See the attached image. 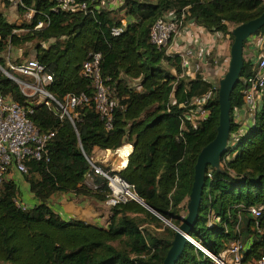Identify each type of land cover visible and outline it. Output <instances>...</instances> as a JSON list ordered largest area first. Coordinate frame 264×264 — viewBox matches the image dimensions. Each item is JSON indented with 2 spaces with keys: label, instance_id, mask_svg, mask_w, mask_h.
I'll use <instances>...</instances> for the list:
<instances>
[{
  "label": "trees",
  "instance_id": "1",
  "mask_svg": "<svg viewBox=\"0 0 264 264\" xmlns=\"http://www.w3.org/2000/svg\"><path fill=\"white\" fill-rule=\"evenodd\" d=\"M10 4L11 0H0V8ZM55 6L56 0H19L18 12L30 13L19 25L0 10V66L19 77L3 55L31 43L33 58L52 75L47 91L63 103L68 94H92L91 82L80 75V69L92 54L100 53L101 76L116 107L110 128L92 102L79 104L71 119L60 118L55 104L48 108L25 95L0 70V94L31 108L28 118L40 132H53L43 158L27 160V171L22 173L38 203L24 209L17 206V185L4 178L0 264H162L175 230L132 198L109 206L106 226L63 219L48 200L55 193L71 192L105 203L111 194L109 180L95 171L92 162L125 181L160 216L179 226L197 155L217 132L218 83L198 72L184 75L181 55L167 53L168 45L152 44L150 28L172 10L178 17L183 15L179 29L194 21L227 36L231 45L233 27L259 16L264 0H124L117 9L92 6L86 12L60 11ZM121 19H125L123 31L113 35L111 29L121 26ZM39 22L43 26L35 28ZM18 29L24 32L17 33ZM256 34H264V26ZM254 72L255 66L244 61L240 81L230 95V136L220 156L225 172L207 168L210 177L206 175L199 214L189 231L191 239L215 255L239 240L241 264H255L264 256V90L252 124L232 138L239 129L233 111L243 105V79ZM213 86L214 97L203 106L208 115L193 124L187 118L195 107L192 99ZM126 143L132 151L122 168L110 170L92 161L95 148L115 151ZM240 205H260L262 211L253 216ZM175 264L213 262L186 241Z\"/></svg>",
  "mask_w": 264,
  "mask_h": 264
},
{
  "label": "built area",
  "instance_id": "2",
  "mask_svg": "<svg viewBox=\"0 0 264 264\" xmlns=\"http://www.w3.org/2000/svg\"><path fill=\"white\" fill-rule=\"evenodd\" d=\"M110 0H56L55 10L60 11H87V8L92 6H109ZM183 15L178 17L174 11H169L164 14L161 19L155 21L149 31V40L157 47L164 46L167 41L174 38L179 32L182 24ZM121 26L113 27L111 33L118 35L123 31L125 19H121ZM43 22H39L35 28H41ZM16 31V30H15ZM263 42L262 49L255 62V72L243 79L244 87L241 90L243 95V106L246 109L248 116L254 119L255 113L260 107L262 94L264 90V34H259ZM198 54L194 51L186 52L182 55V66L189 65V58L195 57L197 60ZM100 53H94L86 60L81 69L80 75L89 79L92 86V94L81 93L78 95L68 94L65 101L61 103L56 100L54 96L49 93L46 86L52 82V75L47 73L43 64L35 58L23 59L19 63L10 61L7 58L8 67L19 74L21 77L9 73L10 79L14 80L21 88V91L28 95L26 90H31L32 93H38L41 97L38 102L44 103L48 108L55 104L60 113L59 117L64 115L70 119L76 116L75 108L82 103L92 102L95 110L100 118L104 120L107 128L111 127L113 111L116 107V101L111 96L109 85L101 76L100 72ZM201 61L197 60L194 63L195 72L201 73ZM214 88L211 87L206 93L201 96L194 97L191 104L195 107L191 110L187 118L193 124L197 120L205 118L209 110L203 107L209 100L214 97ZM32 112L31 108H25L23 105L13 101L9 97H4L0 94V189L4 178L10 170L18 173H25L27 171L26 161L29 159H42L46 153V144L53 136V132H40L38 128L30 121L28 114ZM233 121L240 126L241 119L237 115H233ZM243 131L238 129L233 133L232 138L235 139ZM96 172H102L95 166H92ZM210 177V171L206 173ZM89 175H86L88 181ZM126 191H115L111 182L109 187L111 194L105 202L108 206H113L120 201H125L128 197L131 198L130 191L134 192L129 184L122 181ZM17 206L22 209L26 208L19 199H16ZM242 208L246 209L253 216H259L262 211L260 205H250ZM238 228V225L236 226ZM191 239V238H190ZM201 251H203L212 260L213 264H241V257L243 253V245L239 240L233 241L225 250L220 254L215 255L191 239ZM255 264H264V256L255 261Z\"/></svg>",
  "mask_w": 264,
  "mask_h": 264
},
{
  "label": "crops",
  "instance_id": "3",
  "mask_svg": "<svg viewBox=\"0 0 264 264\" xmlns=\"http://www.w3.org/2000/svg\"><path fill=\"white\" fill-rule=\"evenodd\" d=\"M262 46L263 42L259 34L250 36L243 47L244 61L255 66ZM166 51L169 54L178 53L181 56L189 51L196 52L198 54L197 60L204 62L201 70L202 76L213 84L218 83L219 79L224 75L230 59L228 37L219 32H210L194 21L186 22L179 29L177 35L168 44ZM197 60L195 57L189 58V65L184 67L183 70L184 75L190 77L195 75L194 63ZM233 115H237L241 119L239 129L242 131L253 122L243 105L235 108ZM131 151L132 145L129 143L124 144L115 151L95 148L92 158L94 160V158L106 154V167H109L110 170H115L122 168L127 163V156ZM101 161L104 163L105 160ZM6 177L15 181L17 189L20 186L26 191L25 196L17 192L18 198L23 204L32 206L38 203V200L30 192L28 183L20 177L18 172L13 170ZM48 205L55 213L66 220L78 218L98 226H106V221L109 217V206L105 203L96 202L90 196H76L71 192L53 194L48 200Z\"/></svg>",
  "mask_w": 264,
  "mask_h": 264
},
{
  "label": "water",
  "instance_id": "4",
  "mask_svg": "<svg viewBox=\"0 0 264 264\" xmlns=\"http://www.w3.org/2000/svg\"><path fill=\"white\" fill-rule=\"evenodd\" d=\"M264 26V11L257 17L240 23L231 30L232 42L230 45V59L226 72L218 81V108L219 121L217 125V132L213 140L206 144L198 153L194 165V175L191 191L188 197L186 212L182 216V221L179 226H175L169 220L160 216L154 209L148 206L142 199H140L134 192L130 191L131 198L144 206L146 209L161 218L167 225L175 230L174 238L167 253L163 259L162 264H175L180 257L186 241L194 243L189 236V231L195 223L202 200V193L205 187L206 170L208 167L218 172H225V169L220 163V156L226 149L231 128V103L230 95L240 81L241 73L244 67L243 47L245 41L252 35H255L259 29ZM1 72L10 78L9 73L0 66ZM92 166L97 167L102 174L111 182L115 177L105 174L100 167L91 162ZM123 181L122 179H120ZM195 244V243H194Z\"/></svg>",
  "mask_w": 264,
  "mask_h": 264
},
{
  "label": "rangeland",
  "instance_id": "5",
  "mask_svg": "<svg viewBox=\"0 0 264 264\" xmlns=\"http://www.w3.org/2000/svg\"><path fill=\"white\" fill-rule=\"evenodd\" d=\"M18 1L19 0H11V4L8 7L1 6L0 10L3 12V14L6 16V18L9 22L16 23L19 25L22 22L27 21L30 18V13L20 14L17 10ZM110 1H111V3H109L108 7L111 9H117L118 6L121 4V2H123L124 0H110ZM120 16H122V15H120ZM16 32L22 33V32H24V30L18 29V30H16ZM172 39H171V41H172ZM171 41L170 40L167 41L165 46H167L169 43H171ZM45 45H47V43ZM25 52H29V54L25 55ZM3 56L5 57L6 61H7V58H9L10 61H13L16 59L33 58L34 54H33V51L31 49V43H28L21 49L10 48L9 50H7V52L4 53ZM19 77H21V76H19ZM26 92H28V95L30 93V96L32 98L39 99L41 97L38 93H32L31 90H26ZM101 160H105L104 163H102ZM92 161L97 162L98 164H101L103 167H106V154H104V156H99L97 158H94V160H92ZM12 171H9V172H12ZM19 175L23 180H25L23 174L19 173ZM111 177H114V176H111ZM88 182L89 183L92 182L90 177H88ZM18 192L21 193L23 196L26 195L25 194L26 191H24L22 189V187H20V186H18ZM246 247H247V245L245 244V248Z\"/></svg>",
  "mask_w": 264,
  "mask_h": 264
},
{
  "label": "bare ground",
  "instance_id": "6",
  "mask_svg": "<svg viewBox=\"0 0 264 264\" xmlns=\"http://www.w3.org/2000/svg\"><path fill=\"white\" fill-rule=\"evenodd\" d=\"M111 184L114 188L115 191H126L127 189L124 188V185L122 183V181L118 178H113L111 180Z\"/></svg>",
  "mask_w": 264,
  "mask_h": 264
}]
</instances>
